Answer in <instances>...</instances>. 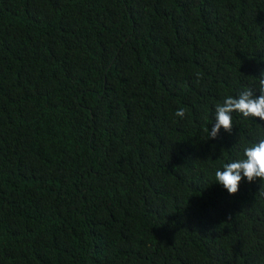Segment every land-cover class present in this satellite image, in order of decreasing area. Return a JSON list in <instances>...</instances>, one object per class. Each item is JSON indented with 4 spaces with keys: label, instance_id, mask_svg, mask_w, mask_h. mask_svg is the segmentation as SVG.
Wrapping results in <instances>:
<instances>
[{
    "label": "trees",
    "instance_id": "trees-1",
    "mask_svg": "<svg viewBox=\"0 0 264 264\" xmlns=\"http://www.w3.org/2000/svg\"><path fill=\"white\" fill-rule=\"evenodd\" d=\"M0 264H264V0H0Z\"/></svg>",
    "mask_w": 264,
    "mask_h": 264
}]
</instances>
